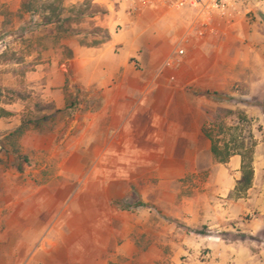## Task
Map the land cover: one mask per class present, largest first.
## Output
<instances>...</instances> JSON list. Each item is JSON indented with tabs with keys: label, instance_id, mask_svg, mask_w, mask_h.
<instances>
[{
	"label": "rangeland",
	"instance_id": "rangeland-1",
	"mask_svg": "<svg viewBox=\"0 0 264 264\" xmlns=\"http://www.w3.org/2000/svg\"><path fill=\"white\" fill-rule=\"evenodd\" d=\"M22 1L0 0L1 100L4 107L13 105L21 122L56 111L27 86V73L50 62L53 53L65 59L75 44H97L105 35L96 18L104 10L93 0H88L91 9L100 12L74 24L79 29L74 35L59 32L54 24L38 26L42 14L23 11ZM62 1L71 7L85 0ZM259 21L264 22V15H259ZM244 84L237 82V94L230 100L209 104L204 128L212 146L217 143L223 151L252 155L253 166V154L264 144V86L246 89ZM65 94L69 108L56 113L57 124L50 132L32 127L16 131L20 125L8 128L10 116L1 117L0 166L9 168V179L0 180V199L8 203L0 214V264L210 260L209 247L199 248L198 253L183 249L211 233L206 226L186 227L182 215L197 202V188L207 176L187 174L185 169L219 162L213 151V163L205 155L191 156L196 153H189L188 161L182 157L185 153H70L69 128L86 103L79 88L76 94L66 88ZM53 226L64 231L52 235ZM220 234L227 243L236 237L227 231ZM252 240L254 264H264L260 253L264 230L255 232ZM229 256V252L217 254L218 259Z\"/></svg>",
	"mask_w": 264,
	"mask_h": 264
},
{
	"label": "crops",
	"instance_id": "crops-1",
	"mask_svg": "<svg viewBox=\"0 0 264 264\" xmlns=\"http://www.w3.org/2000/svg\"><path fill=\"white\" fill-rule=\"evenodd\" d=\"M93 1L104 10L96 18L109 38L75 44L65 59L53 53L50 62L27 73V86L56 110L67 105L66 88L84 93L86 105L69 128L70 153H185L187 161L189 153H196L191 156L205 155L213 163L212 141L204 128L209 104L230 100L237 82L246 89L264 86V22L259 21L264 3L248 17L216 16L214 31L197 39L191 34L197 16L191 6L160 4L130 12L128 2ZM178 48L185 53L179 56ZM5 108L12 112L5 125H21L13 105ZM242 164L243 155L231 153L226 161L185 169L207 176L182 220L186 227L206 226L211 234L183 249H212L210 260L191 257L188 264H254L252 235L264 230V144L253 154V178L243 188ZM8 172L0 166V180L3 176L6 182ZM7 205L1 198L0 214ZM63 231L50 229L52 235ZM223 231L236 237L227 243ZM221 251L229 252V258L218 259Z\"/></svg>",
	"mask_w": 264,
	"mask_h": 264
},
{
	"label": "trees",
	"instance_id": "trees-1",
	"mask_svg": "<svg viewBox=\"0 0 264 264\" xmlns=\"http://www.w3.org/2000/svg\"><path fill=\"white\" fill-rule=\"evenodd\" d=\"M21 9L25 12H31L32 14L41 13L42 20L40 23H36L38 26L54 24L59 32L69 35H74L79 32V29L74 27V24L78 23L79 20L93 17L100 12L99 8L91 9V1L88 0H85L84 3L78 6L71 7L65 6L62 0H23ZM108 38L109 35L105 32L102 40ZM2 94L3 91L0 88V118L12 115V112L2 105ZM68 108L69 106H66L63 109L67 110ZM63 109H57L54 113H44L26 119L22 121L16 131L22 132L25 128L32 127L41 133L50 132L57 124L56 113L64 111ZM212 151L219 161H226L231 155L228 149L227 151H223L222 147L217 143L213 144ZM242 169L244 174L242 183L244 186L242 185L241 187L243 188L247 187L253 178L254 170L252 166V155H243Z\"/></svg>",
	"mask_w": 264,
	"mask_h": 264
},
{
	"label": "built area",
	"instance_id": "built-area-1",
	"mask_svg": "<svg viewBox=\"0 0 264 264\" xmlns=\"http://www.w3.org/2000/svg\"><path fill=\"white\" fill-rule=\"evenodd\" d=\"M116 3H129V11H138L143 6L165 5L182 9L191 6L196 10V18L191 25V34L197 39L203 38L207 32H213V20L216 16L234 17L250 14L254 7L260 8L264 0H111ZM183 48L177 49V54L183 55Z\"/></svg>",
	"mask_w": 264,
	"mask_h": 264
}]
</instances>
